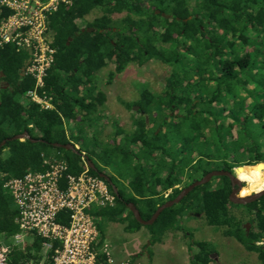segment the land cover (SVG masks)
Returning a JSON list of instances; mask_svg holds the SVG:
<instances>
[{"label": "trees", "instance_id": "obj_1", "mask_svg": "<svg viewBox=\"0 0 264 264\" xmlns=\"http://www.w3.org/2000/svg\"><path fill=\"white\" fill-rule=\"evenodd\" d=\"M93 10L101 15L83 25L75 21ZM7 14L0 8V18ZM50 29L56 54L45 82L54 96L53 110L23 99L34 86L31 77L21 76L28 52L11 45L0 50V142L24 132L37 140L8 141L0 150V231L7 236L18 232L17 210L3 187L7 180L44 170L50 157L63 159L67 174L78 175L83 152L101 172L99 163L112 166L111 159L126 169L113 167L117 177L109 176L118 196L114 206L97 211L99 217L124 223L129 231L145 227L155 243L166 232L181 230L179 220L196 212L222 236L256 251L264 264V248L254 243L264 236V205L257 211L256 226L246 233L231 210L239 206L228 199L226 177L214 188L210 182L194 188L152 225L138 223L127 208L132 202L148 220L158 206L211 170L251 166L237 169L238 178L253 188L264 187L263 167L256 165L264 163V0H72L52 15ZM150 60L168 67L164 88L140 91L138 101L126 104L140 108L134 131L115 126L113 143L103 144L91 132L107 100L96 87V74L111 64V80L129 64L142 67ZM122 133L125 147L117 138ZM85 136L98 153L84 144L78 153L54 146H76ZM125 176L127 186L118 179ZM58 221L67 223L64 215ZM186 242L190 264H210L213 250L207 242L191 235ZM41 247L42 240L34 237L29 251L12 250L8 264H50Z\"/></svg>", "mask_w": 264, "mask_h": 264}, {"label": "built area", "instance_id": "obj_2", "mask_svg": "<svg viewBox=\"0 0 264 264\" xmlns=\"http://www.w3.org/2000/svg\"><path fill=\"white\" fill-rule=\"evenodd\" d=\"M71 4L72 0H0V8L8 12L0 18V50L11 45L30 52L24 75L34 86L23 99L42 110L54 109V96L45 82L56 54L50 19L59 6ZM81 162L82 171L73 175L67 174L63 159L50 157L43 162L44 170L4 183L17 210L18 232L7 236L0 231V264L9 263L14 248L29 251L34 237L42 240L41 251L44 257L49 254L50 264H133L116 262L107 243L98 246L97 211L114 206L116 196L103 178L90 173L83 152ZM62 215L66 224L58 221ZM11 238L14 243L8 244Z\"/></svg>", "mask_w": 264, "mask_h": 264}, {"label": "rangeland", "instance_id": "obj_3", "mask_svg": "<svg viewBox=\"0 0 264 264\" xmlns=\"http://www.w3.org/2000/svg\"><path fill=\"white\" fill-rule=\"evenodd\" d=\"M100 15L101 12L99 10H93L89 15L85 16L83 20L76 18L75 21L78 24L83 25V22H90ZM124 16L125 13L118 15L116 18H123ZM112 70V65L108 64L106 67L98 71L95 76L96 87L106 93L107 100L103 108H101L102 117H100V119L93 124L91 132L95 131L98 139L103 144L113 143L112 137L114 135L115 126H118V128L125 133L134 131L133 119L138 116V112H132L126 104H132L133 102L138 101L140 98V91L144 89H149V91L155 93L161 92L164 88V79L168 74V67L156 60H150L142 67H139L134 63L129 64L121 74L115 75L110 80L109 73ZM154 114H156V111ZM70 125L74 126L73 124ZM70 128L72 129H69V132L73 136L77 137L78 134L75 129L73 127ZM123 137L124 134L122 133L117 138L118 141L121 140V145L124 146L123 143L125 141L122 140ZM78 139L79 141H77L78 144L76 145L78 148L83 147L84 144L89 148V150L93 149L96 153H98V150L92 146V141L89 136H85L84 138L79 137ZM128 149L132 151L133 146ZM132 159L136 160L135 158ZM109 162L112 166L105 167V165L99 163L104 173H110L117 177L114 171H112L113 167H120L122 172L126 170L121 167V164L116 160L111 159ZM261 174L264 182V163L263 168L261 169ZM118 179L123 186H127V176L122 178L118 177ZM258 187L260 186L253 188L251 187V184L244 182L243 187L239 191V195H249L251 192L259 190ZM263 188L264 187L260 189ZM198 218L199 219L196 221L191 222H185L180 219L178 225L181 230L168 232L166 233L167 235L163 236L164 241L171 243L169 245L173 246L171 250L155 251L152 248L148 249V246H145V248H147L146 250H148L150 258L147 261L143 260V264H186L185 254L180 250V246L182 244H185L188 248L186 242L187 239L184 238V233L193 236L194 241H203L208 243L210 249L213 250L212 254L216 255L218 259V262H211L210 264H261L255 260L253 255H249L237 241L231 238H224L219 231L207 226L200 216ZM185 219H189L188 221L193 220L189 215H186ZM30 241L31 240L28 238L26 239L28 247L30 246ZM7 243L13 244L14 241L11 238L7 240ZM146 244H149V241H147Z\"/></svg>", "mask_w": 264, "mask_h": 264}, {"label": "crops", "instance_id": "obj_4", "mask_svg": "<svg viewBox=\"0 0 264 264\" xmlns=\"http://www.w3.org/2000/svg\"><path fill=\"white\" fill-rule=\"evenodd\" d=\"M185 217L181 220L191 222L199 219L197 216H190L193 220L188 221L189 219L186 220ZM97 227L102 243H107L110 246L112 256L116 262L131 261L133 264H143V260L147 261L150 258L147 248L161 251L171 250L173 247L169 245L171 243L164 241V237L161 242L151 243V233L145 227L129 231L126 229V224L109 221L103 217L98 218ZM166 233L164 235H167ZM147 241H149V244H146ZM145 246L148 247L145 248ZM180 250L185 254L186 264H190L189 249L185 244H182Z\"/></svg>", "mask_w": 264, "mask_h": 264}, {"label": "water", "instance_id": "obj_5", "mask_svg": "<svg viewBox=\"0 0 264 264\" xmlns=\"http://www.w3.org/2000/svg\"><path fill=\"white\" fill-rule=\"evenodd\" d=\"M156 13L158 14L159 11H156ZM163 17L168 18V15L162 14ZM88 31H90V29H88ZM30 54V52H29ZM26 64L22 67V72H21V76H24V70L26 67ZM30 140L32 142H37V140H34L30 137V135L27 132H24L22 134H18V135H14L9 139H4L0 142V150L3 148V146H5V144L8 141H13V140ZM55 147H61L65 150H70L72 152L78 153V148L77 146H75L72 143L66 144V145H61V144H54ZM88 166L94 170L99 177L103 178L108 185L111 187L113 193L115 194V196H118V192H117V188L115 187V185L113 184V182L111 181L110 177L108 175H106L104 172L99 171L95 165L93 164L92 161L88 160L87 161ZM256 165H261L263 167V163H258ZM242 167L245 166H238L235 168V173L236 176L231 174L228 171H223V170H219V171H211L207 174H205L201 179L193 181L191 184H189L188 186L184 187L183 189H181V191L179 192V194L172 200H168L166 202H164L162 205L158 206L157 209L155 210V212L153 213V215L148 219V220H143L140 216V213L138 211V209L136 208V206L130 202L127 204V208L130 210V212L132 213L134 219L140 223L143 226H148V225H152L157 218L159 217L160 213L166 209V208H170L176 204H178L187 194H189L194 188L198 187V186H202L207 184L213 177H219V176H226L228 177V179L230 180L231 183V193L229 194V201L231 203L234 204H239V205H246L249 204L251 202H254L255 200H257L258 198H260L262 195H264V188L253 193L252 195L249 196H238L237 192L238 189L241 188L243 181H241L238 177H237V169H240ZM237 187V188H236ZM216 255L212 254V258H215Z\"/></svg>", "mask_w": 264, "mask_h": 264}, {"label": "flooded vegetation", "instance_id": "obj_6", "mask_svg": "<svg viewBox=\"0 0 264 264\" xmlns=\"http://www.w3.org/2000/svg\"><path fill=\"white\" fill-rule=\"evenodd\" d=\"M135 107V108H134ZM130 109L132 110V112H140V108L137 106V105H131L130 106ZM135 109H138V110H135ZM142 114V113H141ZM147 122V121H146ZM197 160H195V162H196ZM219 170H223V169H219ZM219 170H211V171H219ZM235 168H232V170L231 171H228V170H223V171H228V172H230L231 174H233V175H235L236 176V173H235ZM210 171V172H211ZM209 173V172H208ZM105 174H107L108 176L110 175V173H105ZM110 177V176H109ZM203 177V176H202ZM201 177V178H202ZM221 177H226V176H219V177H213V178H218V179H211L209 182L210 183H212V188H214L215 187V185L219 182V178H221ZM238 177V176H237ZM200 178V179H201ZM226 178H228V177H226ZM213 180V181H212ZM229 180V179H228ZM193 182V181H192ZM191 182V183H192ZM208 182V183H209ZM229 182H230V180H229ZM191 183H189V184H191ZM188 184V185H189ZM243 185H244V182L242 183V186H241V188L243 187ZM230 188H231V183H230ZM237 188V187H236ZM241 188H239L238 189V192H237V195L238 196H241V195H239V191H240V189ZM232 190V189H231ZM231 190H230V193H231ZM259 190H261V189H259ZM259 190H257V191H259ZM256 191V192H257ZM169 193H170V190L169 191H167L165 194H164V197H167L168 195H169ZM229 193V194H230ZM253 193H255V192H251L249 195H252ZM249 195H246V196H249ZM229 197V196H228ZM229 199V198H228ZM251 203H255L256 204V208H254V207H248V208H245L246 207V205H239V204H234V203H232V204H234V205H236V206H239V207H232L231 208V210L233 211V214L237 217V220H241V227L243 228V230H245V232L246 233H249L250 231H251V229L253 228V227H255L256 226V221H257V211H258V209L259 208H261L262 207V205H264V195H262L260 198H258L257 200H255L254 202H251ZM251 203H249V204H251ZM189 216H194V217H201V215H199V214H197L196 212L195 213H190V215ZM201 219H202V217H201ZM205 222V221H204ZM210 227V226H209ZM216 230V229H215ZM218 231V230H217ZM220 232V231H219ZM221 234V233H220ZM222 235V234H221ZM190 237V235H187L186 233H184V238H189ZM224 237V236H223ZM224 238H231V239H233V240H235L234 238H232V237H224ZM192 240H193V236H192ZM236 241V240H235ZM255 243V245L256 246H261V247H263L264 248V236L262 237V238H260L258 241H256V242H254ZM244 249V248H243ZM245 250V249H244ZM246 251V250H245ZM212 252L213 251H211V252H209V258L211 259V262H218V259H217V256H215V258H212L211 256H212ZM249 255H253L254 256V258H255V260L256 261H258V262H260L261 264H263V262H261L260 261V259H259V257H258V253L256 252V251H246ZM264 261V260H263ZM210 262V263H211Z\"/></svg>", "mask_w": 264, "mask_h": 264}, {"label": "bare ground", "instance_id": "obj_7", "mask_svg": "<svg viewBox=\"0 0 264 264\" xmlns=\"http://www.w3.org/2000/svg\"><path fill=\"white\" fill-rule=\"evenodd\" d=\"M241 180V179H240Z\"/></svg>", "mask_w": 264, "mask_h": 264}]
</instances>
